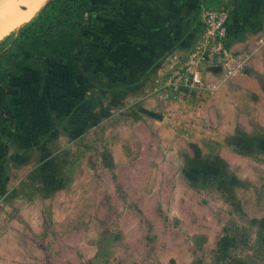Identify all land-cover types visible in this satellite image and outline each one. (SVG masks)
Returning <instances> with one entry per match:
<instances>
[{
  "label": "rangeland",
  "instance_id": "obj_1",
  "mask_svg": "<svg viewBox=\"0 0 264 264\" xmlns=\"http://www.w3.org/2000/svg\"><path fill=\"white\" fill-rule=\"evenodd\" d=\"M148 1L43 0L0 39V264H264L263 170L185 137L190 92L141 70Z\"/></svg>",
  "mask_w": 264,
  "mask_h": 264
},
{
  "label": "crops",
  "instance_id": "obj_2",
  "mask_svg": "<svg viewBox=\"0 0 264 264\" xmlns=\"http://www.w3.org/2000/svg\"><path fill=\"white\" fill-rule=\"evenodd\" d=\"M184 1L185 7L181 1L158 6L157 0L147 2L153 11L148 17H140L136 26L144 66L141 70L156 74L155 79L159 77L160 82L174 56L186 55L194 49L203 31L204 7L228 8L231 44L234 51L247 58V66L243 73L230 78L223 77L219 69L206 72L204 78L211 88H184L190 92L183 100L185 137L199 143L204 155L213 156L211 152L215 151L216 157L226 162L238 179L250 182L258 169L263 170L257 175L261 179L264 176V0ZM124 184L129 185V180ZM6 217L0 215V225L10 226L12 230V219H8V224L4 221ZM7 240L0 229L3 255L10 254Z\"/></svg>",
  "mask_w": 264,
  "mask_h": 264
},
{
  "label": "built area",
  "instance_id": "obj_3",
  "mask_svg": "<svg viewBox=\"0 0 264 264\" xmlns=\"http://www.w3.org/2000/svg\"><path fill=\"white\" fill-rule=\"evenodd\" d=\"M202 34L194 49L186 55L174 56L168 73L156 82L158 92L166 98H175L184 88H211L205 73L213 69L222 71L225 78L241 74L247 58L234 51L230 37V10L222 6H205L202 15Z\"/></svg>",
  "mask_w": 264,
  "mask_h": 264
},
{
  "label": "bare ground",
  "instance_id": "obj_4",
  "mask_svg": "<svg viewBox=\"0 0 264 264\" xmlns=\"http://www.w3.org/2000/svg\"><path fill=\"white\" fill-rule=\"evenodd\" d=\"M6 0H0V6ZM43 0H17L10 4L11 9H18L17 11L0 10V39L17 30V28L31 21L36 12L37 7ZM23 8V9H22Z\"/></svg>",
  "mask_w": 264,
  "mask_h": 264
},
{
  "label": "water",
  "instance_id": "obj_5",
  "mask_svg": "<svg viewBox=\"0 0 264 264\" xmlns=\"http://www.w3.org/2000/svg\"><path fill=\"white\" fill-rule=\"evenodd\" d=\"M215 70H218V69H215Z\"/></svg>",
  "mask_w": 264,
  "mask_h": 264
},
{
  "label": "trees",
  "instance_id": "obj_6",
  "mask_svg": "<svg viewBox=\"0 0 264 264\" xmlns=\"http://www.w3.org/2000/svg\"><path fill=\"white\" fill-rule=\"evenodd\" d=\"M35 32V31H34Z\"/></svg>",
  "mask_w": 264,
  "mask_h": 264
}]
</instances>
